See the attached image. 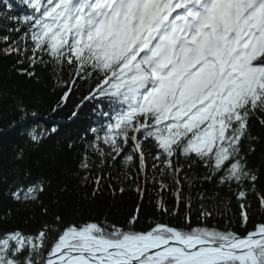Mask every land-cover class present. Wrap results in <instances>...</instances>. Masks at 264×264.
I'll use <instances>...</instances> for the list:
<instances>
[{
  "label": "snow or ice",
  "instance_id": "snow-or-ice-1",
  "mask_svg": "<svg viewBox=\"0 0 264 264\" xmlns=\"http://www.w3.org/2000/svg\"><path fill=\"white\" fill-rule=\"evenodd\" d=\"M0 21V58L37 83L42 69L60 91L51 113L87 85L69 116L79 118L91 104L98 118L69 173L83 186L91 182L87 195L96 197L111 179L105 167L120 164L135 168L136 175H122L143 201L154 169L160 216L185 210L179 225L157 219L142 230V204L123 224L66 219L43 199L65 171L57 156H50L49 175L33 178L22 167L30 157L17 145L14 167L0 169V264H264V218L253 221L251 203L254 197L264 213V167L250 162L258 150L264 156V0H2ZM39 118L24 99L15 101L10 127L24 128L34 149L59 132ZM8 202L30 212L25 223L37 212L51 219L20 227ZM217 216L223 228L207 224Z\"/></svg>",
  "mask_w": 264,
  "mask_h": 264
},
{
  "label": "trees",
  "instance_id": "trees-1",
  "mask_svg": "<svg viewBox=\"0 0 264 264\" xmlns=\"http://www.w3.org/2000/svg\"><path fill=\"white\" fill-rule=\"evenodd\" d=\"M2 2V0H0ZM3 23V21H0ZM41 76V83L33 80L25 79L18 76L12 68L11 59L0 58V169L4 172H9L14 167V151L13 149L19 145L25 147L26 154L30 157V162L23 165L31 172L32 177L35 178L41 174H50V156L55 154L57 162L63 166L65 170L60 175L56 176L52 183L53 187L49 193L43 197L52 212L60 211L66 219L79 217L80 219H92L95 221L108 220L111 222H118L123 224L134 213L138 204H142V211L140 213V221L136 225L138 230L146 229L150 222L161 219L172 225H179L182 223V216L184 208L181 206L180 215L177 217H161L155 208V201L157 199L156 189L152 186L151 177L156 175L160 179L159 173L154 169L148 172L149 185L147 195L141 201L140 197L133 190L134 184L124 181L122 173L128 171L131 175H136L135 168L125 169L120 164H115L104 168V175L107 177L111 174V179H106L103 185V190L96 197H90L89 193L92 191L91 182L87 186L81 185L80 181L71 176L72 170L76 169L81 154L85 149L86 142L92 139V133L88 131L89 127L97 126V117L91 113L92 105L89 104L80 113L79 118L69 120L72 110L78 103V98L83 94L87 85L81 86L80 91L69 100L67 106L57 113H51V108L59 98L60 91L57 89L53 91V83L48 74L42 69H37ZM24 99L30 107L35 108L40 113L39 123L46 127L56 125L59 127V132L50 140H47L39 148H32L27 144L21 132L24 128L10 127L14 117V104L17 99ZM47 117V119H45ZM30 126V125H29ZM254 132H259L258 128L253 129ZM86 134V135H85ZM81 137H84L82 139ZM71 140L75 147L71 151L67 148V143ZM151 147V145H149ZM36 159L40 160V164L34 163ZM93 159H96L93 157ZM252 165L256 167H264V156L260 150L250 158ZM202 169H198L197 173H202ZM95 171L93 175H95ZM83 175V173H82ZM165 183L169 182L167 176L163 177ZM111 183L116 191L113 193L109 189L108 184ZM67 184L68 191L59 192L60 185ZM123 186L126 191L121 194L119 188ZM208 192L213 191V185L207 184L204 186ZM260 188H264V177L260 184ZM199 185L192 190V195L195 197ZM187 194L189 189L187 185L184 187ZM55 193V196L53 195ZM168 202L169 207L174 206V200L170 193L163 194ZM2 198V197H0ZM53 200L56 203H53ZM253 206V221L264 218V213L259 212L258 203L253 197L251 199ZM8 206L16 209L14 217L15 224L20 227L36 228L39 227L45 219L49 217H41L37 212L36 216L25 223V217L30 216V212L25 210L23 205H15L8 202ZM217 205L215 202H210L208 207L213 208ZM223 209V204L218 205ZM199 209V201H196V206L192 210V225L197 226V211ZM239 209L235 200L231 204V213L238 214ZM229 213V214H231ZM209 226H216L223 228L225 221L219 216L215 220L209 219L207 221Z\"/></svg>",
  "mask_w": 264,
  "mask_h": 264
}]
</instances>
